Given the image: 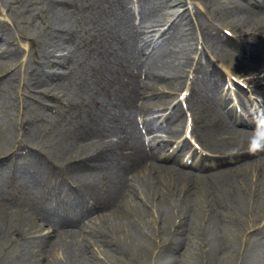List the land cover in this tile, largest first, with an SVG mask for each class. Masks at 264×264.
Masks as SVG:
<instances>
[{
    "label": "rangeland",
    "instance_id": "1",
    "mask_svg": "<svg viewBox=\"0 0 264 264\" xmlns=\"http://www.w3.org/2000/svg\"><path fill=\"white\" fill-rule=\"evenodd\" d=\"M171 1L173 4L178 2ZM124 2L0 0V9L5 16L3 19L8 23L1 25L5 39H12L15 44L25 48L22 63L16 66L15 86L7 88L6 85L16 116V128L12 132L22 144L39 154L38 157L30 151L21 160L17 156V160L11 162L13 164L7 170L8 173L0 177V209L9 213L0 222V264H264L263 168L260 169L262 175L250 174L236 185L234 181L216 179L215 190L219 193H223L227 183L237 190H245L246 200L241 210L227 203L218 210L217 216L223 217L222 220L215 221L211 209L206 207L207 203H202L199 198L192 201L191 207L186 204L183 206L189 190L187 183H183L177 193L171 191L170 197L161 204L159 201L148 204L146 200L130 199L136 196L128 192L132 188H127L116 199L122 180L119 174L112 176L111 170L119 167L123 171V165L129 163L128 148L133 146L132 142L136 143L135 138L138 136L123 142V112L113 110L107 113L94 102L93 97L99 95L100 98L102 94L112 96L117 92L113 75L118 70L122 72V58L126 52H132L131 46L134 44L130 39L136 30L133 28L132 10L120 9V4ZM192 2L204 10L207 0ZM213 5L216 15L208 14L198 20L204 28L214 26L207 30L202 40L203 46L210 54H216V58H213L217 59L220 66L225 67L226 63L234 74L246 78L247 73L242 71L239 63L250 59L234 52L228 45V49H225V43L216 34V27L225 30L230 26L242 31L247 28L245 21L248 14L243 8L225 0ZM139 9L147 12L155 10L146 3ZM68 25L73 27L69 39L65 34ZM261 35L264 37V32ZM182 44L192 47L193 42L184 36ZM250 44L251 48H261L264 52L263 41L252 39ZM174 49L178 50H167L164 55L157 57L160 69L167 75H176L178 70L175 66L190 53L187 50L189 48ZM191 49L192 57L197 49L195 45ZM51 52L52 59L62 57L59 62L64 67H57V74L66 73L68 77L53 79L50 85L40 87L33 74L44 68L41 59ZM33 55L36 56L34 60ZM158 83L161 84L160 88L167 87L165 93L173 91L168 87L170 82L160 80ZM45 88L51 89L58 98L65 101L69 99L71 107L63 110L65 115L62 119L51 117L49 124L38 134L40 131H36L35 125L27 121L34 119L35 109L41 99L37 93ZM53 104L59 106L58 103ZM117 104L120 105L119 100ZM131 121L133 123L134 119L131 118ZM105 125L113 129V135H108L115 141L106 144V147L87 148L86 143L101 133ZM210 139L209 145L216 148L217 140ZM103 150H111L112 157L116 158L109 161L103 159L110 157L102 156ZM241 150L247 151L246 147ZM44 158L50 160L48 164ZM80 159H84L82 163L87 165L86 169L77 167L81 163L75 161ZM52 164H55V169ZM2 168L3 165L0 166L1 173L4 171ZM9 172L15 175L14 181L8 179L11 175ZM41 177L44 179L39 183ZM126 178L130 180V175ZM43 181L55 194H69L68 202L64 204L66 211L76 208L68 191L70 188L84 192L82 197L86 199L98 197L102 201L97 213L87 216L83 229L68 231L63 228L62 232H58L54 225L48 227L46 222L36 220L29 227L33 231L29 239L19 241L14 237L15 229L11 226L19 218L13 219L10 215L29 216V211L33 214L34 207L31 205H35L43 196L50 203L58 202L55 195H45L41 187ZM119 206L123 208V217L122 212H117ZM105 207L107 209L104 210ZM92 217H95V222L89 224V218ZM5 227L8 230L3 232ZM70 254L73 262L65 263Z\"/></svg>",
    "mask_w": 264,
    "mask_h": 264
},
{
    "label": "bare ground",
    "instance_id": "2",
    "mask_svg": "<svg viewBox=\"0 0 264 264\" xmlns=\"http://www.w3.org/2000/svg\"><path fill=\"white\" fill-rule=\"evenodd\" d=\"M107 1V0H106ZM237 1V5L240 7L241 4L240 1L244 0H234ZM249 3H253L256 7H260L262 4V1L260 0H247ZM247 14L248 18H246V25L247 28L240 31L237 29L238 36L240 37V40H243L248 45L250 44V41L248 40V37L253 39L255 36H248L247 32H250L254 34L257 31H260L263 29V22L261 19V16L259 15V12L254 8H248L243 7ZM120 9H123V4H120ZM171 14V13H170ZM150 22H152L148 27H142V32H144L146 29H151L152 32H155L157 27H159L160 23L163 20V17L161 18L160 15L156 17H152ZM161 18V19H160ZM141 19L143 21H148L150 18L148 15L143 14ZM159 19V20H157ZM123 22V17H122ZM142 26H144L142 23H140ZM68 31L65 33L66 38L69 39L72 34L73 27L71 25H68ZM186 30L189 32V35L194 36L193 30L191 25L186 23ZM233 29V28H232ZM235 29V28H234ZM231 31V29H230ZM188 35V33L186 32ZM2 37V36H0ZM146 37V36H145ZM194 38H190V41L194 44ZM237 41L235 40H227L225 43L232 46V48L235 47L236 50H238L239 53L243 52V48L240 47L238 44H236ZM183 47L180 45L179 40H177L176 36L172 35L169 40L165 43L166 48L171 47ZM185 48V47H183ZM249 52V51H248ZM21 49L18 45L15 44V42L7 39H1L0 38V159L4 158L3 160H0V163L6 164L7 168L8 166H11L16 157V155H19L20 153L24 152L26 150V146L22 144L18 138L14 136V133L12 132L14 128H16V116L14 114L13 105L11 102V96H9V89L7 91V88H11L12 86H15V77H16V71L15 67L16 64L19 62L18 57L21 55ZM51 52L49 56L43 57L41 59L44 68L41 70L35 71L33 76H36L37 84L38 86H46L50 85V81L53 79H58L60 77L61 72H58L57 75L56 70L59 67H64L62 63L59 62V60L62 58L61 56L58 58L52 59ZM52 54V55H51ZM152 56V55H151ZM65 57V56H64ZM251 60L255 61L254 59H257L256 57L249 56ZM184 62H180V64H177L175 68L178 70L177 74L173 75L170 80H168L166 83H169L170 87L173 88H179L182 85L184 75L186 73V65L189 63L190 56L184 58ZM57 60V61H55ZM240 68H243L246 72L254 73L256 72L255 67L247 66L246 63L243 61L239 63ZM58 67V68H57ZM149 70V74L153 76L156 80V84L152 86L154 90L159 88L158 81L164 80L167 77V74L164 73L160 68H158V63L156 62V59L152 58L150 59V63L148 64L147 71ZM62 77L66 78L65 74H62ZM251 83H256L260 81L259 78H252ZM264 82V78L262 81L258 82V84ZM218 84V83H217ZM217 84L216 86H213V89L217 90ZM7 85V88H6ZM262 85V84H261ZM260 85V86H261ZM57 87V86H56ZM263 87V88H262ZM260 91H257V94L264 97V85L262 86ZM139 93L138 96H136V93ZM141 92H126L120 96V99L122 100V103H124V106L129 108L132 107L134 98L141 97ZM38 96L41 100L48 99L52 101H55V96L52 94V90L49 88L42 89L38 91ZM65 94H63V97ZM162 94L155 97V100L152 103H148L142 108L141 113L146 114L148 116V113L152 111L153 105H159L161 106L163 104V100L161 98ZM116 96L115 93L112 96H104L102 98V102L104 103L105 110L108 109H114L116 107ZM38 102L39 105L42 107L44 106L41 104V102ZM213 103H210L209 106H206L203 108L204 117H205V125L202 129L204 136L211 137L217 140L218 144L216 147V150H218L219 154H230V153H236L239 151L240 147H248L249 145L253 144L256 140V137L253 134H248V132H231V130L228 128L227 119L224 117V114H222L217 106L214 105L217 102L214 100H210ZM165 103V102H164ZM36 115L34 116V119L32 121H27L28 123H32L35 125L36 131H40L38 134L42 132V128L46 127L49 122L50 118L52 117L49 113L45 112L40 107H37L35 109ZM60 116V115H59ZM58 116V117H59ZM56 117V118H58ZM152 121L150 120L148 122V125H151ZM25 126V124H23ZM171 130V129H170ZM39 136V135H38ZM13 144L15 146H13ZM21 144V145H20ZM93 144H96V147H100L104 145V142L101 140L99 135H96L94 139L90 140L87 145L92 146ZM19 145V146H17ZM24 145V146H23ZM29 148V147H28ZM31 151V150H30ZM144 154L146 152L143 151L142 147H139L136 151L137 159H140V163H138L134 168H130L128 174L129 175H135L133 178H131L129 181L127 178H125V174L123 171V174H121V178H123V187L128 188V191L136 196L131 197L138 198L142 202L146 200V203L150 202H156L159 201L161 203L166 202V198L170 197L169 195L172 194V192L177 193L180 188L182 187L183 183L189 184V190L186 193L187 196L185 197V202L183 203V206L188 205L192 206V201L196 199H201V202H205L206 207H209V210L211 209L213 213V219L216 221V219L222 220L223 217L217 216L218 210L223 207L227 203L228 206L232 207L235 206V209L241 210L243 205L245 204V190H237L234 186L229 185L228 183L223 187V193H219L215 190L216 187V179H221L223 181H234V185L238 184L239 181L247 178L250 174H260L262 175L263 172L260 169H264V158H257V156L254 155H241L236 156L233 159L236 158H243V157H249L248 161L244 162L243 160L235 165H221L217 167L216 169H208V170H214L213 173H207L208 170L201 169L199 174L193 175V172L185 171V169H179L175 170L174 167L170 168H163L162 166L154 167L150 164L148 161V158L144 157ZM39 155V154H38ZM221 159H225L223 155H221ZM98 158V157H95ZM49 161V160H47ZM82 160L75 161L76 163H81ZM222 161V160H217ZM173 166V165H171ZM260 172V173H259ZM136 187V188H134ZM143 187L146 189V191L143 189ZM149 188V189H148ZM139 192H142V194ZM181 193V192H180ZM179 194V193H178ZM223 194V195H222ZM115 198V196H114ZM116 199H118V194H116ZM189 207V208H190ZM196 207V206H195ZM22 208V207H21ZM118 212H122L123 217V208L121 206L118 207ZM44 211L48 212V216H45L44 214L34 215V217H28L27 214L19 215V216H11L10 218L18 219V221H13L14 223L11 224L12 228L15 229L14 237L19 241H26L29 239L30 235L32 234V230L29 229V227L35 222L36 220L42 218L43 222L47 218H52V221L59 223L53 225L58 228L56 231L62 232V229L65 227H68L69 224L66 221H61L57 218L55 213L50 211L49 209H45ZM193 212V211H189ZM187 214V213H186ZM9 216V213L4 210L0 209V222L3 221L5 218ZM187 216V215H186ZM16 217V218H14ZM228 221V220H226ZM50 222V221H48ZM95 221H90V223H94ZM214 224V221L211 222V225ZM82 227H78L77 229H81ZM74 229V228H73ZM72 228L67 229L73 230ZM8 227H5L3 229V232L7 231ZM57 232V233H58ZM33 244H31L32 247ZM72 255L68 257L65 263L73 262L72 261ZM89 260L90 257H88ZM75 261V260H74Z\"/></svg>",
    "mask_w": 264,
    "mask_h": 264
},
{
    "label": "snow or ice",
    "instance_id": "3",
    "mask_svg": "<svg viewBox=\"0 0 264 264\" xmlns=\"http://www.w3.org/2000/svg\"><path fill=\"white\" fill-rule=\"evenodd\" d=\"M253 146H254V147H256V146H258V144H255V143H254V145H253Z\"/></svg>",
    "mask_w": 264,
    "mask_h": 264
}]
</instances>
